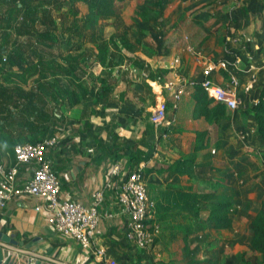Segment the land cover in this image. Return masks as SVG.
I'll return each instance as SVG.
<instances>
[{
	"label": "crops",
	"instance_id": "obj_1",
	"mask_svg": "<svg viewBox=\"0 0 264 264\" xmlns=\"http://www.w3.org/2000/svg\"><path fill=\"white\" fill-rule=\"evenodd\" d=\"M156 2L159 5H154ZM78 6L86 13L81 3ZM64 10H68V0ZM138 10H147L149 19L137 16ZM20 23H23L21 18L16 25L20 27ZM35 29L21 28L25 32ZM123 31L146 46L126 52L134 60L112 70L116 84L106 98L98 96V84L88 102L70 107L68 103L58 105L48 99L50 109H59L56 115L61 127L44 139L57 138V144L46 156L60 180L61 200L88 206L93 203L96 192L104 194L99 208L103 216L90 246L84 248L73 238L58 233L48 223L46 210H35L44 202L22 195L0 209V234L10 239V242L0 239V264H102L96 256L97 249L105 250L120 264L203 262L195 257L209 251L212 241L222 252L230 235L240 239L243 228L237 225V220L244 219L238 217L241 213L245 216L240 210L244 202L251 204L248 214L251 231V221L264 201V141L257 134L252 112L264 85V0L242 3L236 0H130L120 17L107 22L104 35L109 39ZM10 32L16 35L14 29ZM65 37L51 51L61 67H67L61 55L79 56L87 51L88 71L101 77L104 68L97 61L96 43H86L82 51H77L78 39ZM35 41L14 36L9 49L25 47L30 52L25 58L32 60L33 47L28 46H35ZM37 51L40 50L37 48ZM250 54L257 56L253 73L258 79L240 108L228 109V118L219 122L195 117V89L191 83L201 81L206 62L218 58L232 61L235 56L245 62ZM46 55L50 59L47 52ZM135 59L145 63L154 73L153 79L141 78V71L134 67ZM176 59L180 60L179 64L175 63ZM66 72L56 75L63 84L68 77ZM12 73L21 72L12 70ZM4 76L0 71V84L5 83ZM248 76L239 72L242 83ZM37 77L22 84L23 88L30 90ZM53 79L49 77V81ZM213 79L219 86L229 85L225 71L215 73ZM169 85L184 90L176 110H172ZM162 102L167 103L168 118L174 122L161 136L159 129L151 124L150 116ZM199 133L205 135L199 138ZM136 149L149 157L148 162L139 164L138 170L144 175L150 199L155 203L149 225L160 227L154 246L147 251L137 249L126 239L128 216L121 212L118 201L127 176L135 172L131 155ZM0 163L7 169L15 166L13 146L0 145ZM35 167L34 163L19 167L20 184L31 177ZM154 167L160 171L147 172ZM214 192L231 197L238 207L230 230L217 231L208 221L207 202L200 195ZM214 260L218 264V259Z\"/></svg>",
	"mask_w": 264,
	"mask_h": 264
},
{
	"label": "trees",
	"instance_id": "obj_2",
	"mask_svg": "<svg viewBox=\"0 0 264 264\" xmlns=\"http://www.w3.org/2000/svg\"><path fill=\"white\" fill-rule=\"evenodd\" d=\"M128 1L130 0H68V10L65 11L66 0H0L3 5L0 7V39L3 42L0 45V71L5 73V83L0 84V119L3 122L0 124V145L14 147L22 143L35 144L43 141L49 132L55 133L61 127L56 115L59 109H50L48 99L56 101L58 105L68 103L71 107L88 102L98 84L99 97L104 99L112 92L116 84L112 70L134 60L127 56L126 52L146 46L139 39L132 38L128 31L116 32L109 39L104 35L107 22L120 17ZM79 3L86 8V13H82ZM147 10H138L136 14L142 20H148ZM20 18L23 23L18 27L16 24ZM22 27L36 29L25 32L21 30ZM12 29L16 35L10 32ZM14 36L36 40L35 46H28L33 47V51L30 49L31 56H34L32 60L25 58L24 55L30 54L25 47H16L17 50L14 51L9 49ZM65 36L69 40L78 39L75 49L77 51H82L86 43H96L97 61L104 68L101 77L88 71L85 64L87 51H83L79 56L69 53L64 58L61 55L67 65L66 69L61 67L51 51L66 38ZM37 48L40 51H37ZM46 52L51 56L50 59L46 57ZM135 60L134 67L139 71H148V78L144 80L153 79L154 73L145 63L140 59ZM12 70L21 73H12ZM61 72L68 73L65 84L56 78ZM33 76H38L35 85L30 90L24 89L22 84H27ZM49 77L54 78L53 82L49 81ZM194 89L195 117H203L212 122L228 118L227 107L209 97L200 82L194 84ZM252 112L257 124V134L264 141V85L259 91L258 101L252 107ZM166 132V128H159L161 136ZM203 135L205 133H199L198 137ZM148 160L149 157L140 150H134L131 155L132 169L138 170L139 164ZM159 169L154 167L147 172H159ZM200 198L207 202L208 221L215 230L232 229L233 217L238 213V207L231 197L214 192L200 195ZM250 236L251 247L261 254V262L264 264V201L262 209L251 221ZM216 263L214 259H208L190 264Z\"/></svg>",
	"mask_w": 264,
	"mask_h": 264
},
{
	"label": "built area",
	"instance_id": "obj_3",
	"mask_svg": "<svg viewBox=\"0 0 264 264\" xmlns=\"http://www.w3.org/2000/svg\"><path fill=\"white\" fill-rule=\"evenodd\" d=\"M247 41L252 43L250 38ZM256 58V55L250 54L246 57L245 62L236 56L232 61L218 58L206 62L202 70L203 77L200 84L209 97L224 104L227 109L236 110L240 108L244 97L252 92L253 86L257 82L258 77L253 73ZM3 60L5 61V58ZM175 63L179 64L180 60L176 59ZM220 71L228 73L229 85L227 87L219 86L214 82L215 73ZM239 72L249 75L246 82L242 83ZM140 74L142 79L148 78L147 70H142ZM191 84L194 85L195 82ZM167 88L172 91V108H177L184 90L177 89L174 85H169ZM167 110L166 102L157 104L153 109L150 122L154 128L172 126L174 121L168 118ZM242 136L243 139L246 138L245 134ZM56 144L57 138L49 137L35 144L22 143L14 146L15 166L7 169L0 163V209H3L9 201L16 197L22 195L36 197L44 202L43 206L35 208L36 212L45 209L48 213V223L58 233L71 237L84 248H88L103 216L99 208L104 194L101 191L96 192L93 196V203L88 206L61 200L60 180L53 171L51 161L46 156L47 151ZM30 163L36 165L35 170L29 179L20 184L19 167ZM118 201L121 212L128 216L125 228V237L128 242L142 251L151 249L155 244L156 234L160 232V227L157 224L149 225L155 203L150 199L146 179L140 170L127 176ZM96 256L102 264H120L103 249H97Z\"/></svg>",
	"mask_w": 264,
	"mask_h": 264
},
{
	"label": "rangeland",
	"instance_id": "obj_4",
	"mask_svg": "<svg viewBox=\"0 0 264 264\" xmlns=\"http://www.w3.org/2000/svg\"><path fill=\"white\" fill-rule=\"evenodd\" d=\"M237 2H245L236 0ZM247 136V135H246ZM246 203H242V206L240 207V210L245 213V216H241L239 214V218H244L241 220H237V225L239 224L240 228H243V233L240 237V239H237L233 235H230L229 238H226V245L222 246V252L218 248H216V242L212 241L210 243V249L209 251H206L205 253L194 256L195 258L199 257V260L204 261L205 259H208V257H212L213 259H218V264H262L261 262V255L256 253L252 250L250 245V222H248V216L249 212L252 210L250 205H245ZM227 246L228 248H225ZM238 251V252H237ZM207 254V256L204 258V256ZM192 257V256H191ZM203 257V259H201Z\"/></svg>",
	"mask_w": 264,
	"mask_h": 264
},
{
	"label": "water",
	"instance_id": "obj_5",
	"mask_svg": "<svg viewBox=\"0 0 264 264\" xmlns=\"http://www.w3.org/2000/svg\"><path fill=\"white\" fill-rule=\"evenodd\" d=\"M0 239H2L4 242H7V241L10 242V239L7 236H4L3 234H0ZM33 264H35V263H33Z\"/></svg>",
	"mask_w": 264,
	"mask_h": 264
}]
</instances>
